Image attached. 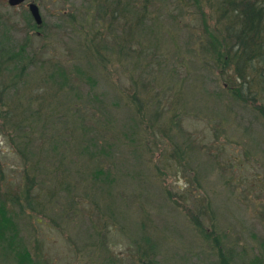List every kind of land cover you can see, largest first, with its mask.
Wrapping results in <instances>:
<instances>
[{
    "label": "rangeland",
    "instance_id": "374dc122",
    "mask_svg": "<svg viewBox=\"0 0 264 264\" xmlns=\"http://www.w3.org/2000/svg\"><path fill=\"white\" fill-rule=\"evenodd\" d=\"M108 1L25 0L12 7L0 0V28H7L15 44L26 42L27 52L36 60L29 65L31 82L38 81V67H46V61L63 66L79 90L80 107L90 108L89 113L96 117L98 128L94 126L91 132L104 135L99 143L105 141L108 152L98 155L108 156L110 174L120 178L110 188L123 186L121 193L113 189L111 199L127 196L125 202L117 200L111 214L108 193L100 196L99 185L86 189L85 195V189L79 187L73 188V202L57 198L60 203L54 208L63 212L56 218L51 216L52 220H37L39 214L25 213L18 220L19 234L31 258L39 254L43 264H143L149 259H140L135 249L148 244L154 248V264H213L216 257L193 226L188 211L205 229L213 228V222L217 231H225L237 242L239 250L245 246L246 259L252 257L259 250L260 238L264 239V134L260 141H254L256 136H244L243 128L249 124V133L260 135L262 126L250 124L248 119L253 121V115L246 112L243 127L230 120L218 123L214 101L200 96L190 83L196 80L217 89L223 82L219 71L210 66L215 55L207 49L205 54L199 52L201 42L208 47L209 41L220 35L215 0H133L136 9L130 15L131 29L125 25L124 31L109 17L113 5ZM27 2L37 6L41 17V26L34 30ZM106 6L111 8L106 10ZM139 8L145 11L149 33L133 26ZM117 35L130 46L124 49V56H112L106 48ZM88 46L97 47L106 61H94ZM108 56L116 61L108 63ZM133 59L136 62L131 67ZM170 85L177 87L167 88ZM132 90L140 101L149 100L142 109L148 118L159 99L168 107L176 96L181 97L186 109L180 116L181 124L195 140L188 160L178 165L168 156L170 144L164 138L141 148L138 132L141 141L136 140L133 148L141 150L128 148L121 117L128 115L130 106L127 104V111L124 107L119 110L110 102L122 105L129 101L127 93ZM90 95L96 98H87ZM10 147L0 135L4 180L17 187L23 183L22 162ZM79 163L80 169L87 168L86 159ZM80 171L71 179L78 180L75 175ZM128 197H132L130 201ZM209 201L212 209L207 213L205 204ZM5 258L8 256L0 252V264H10Z\"/></svg>",
    "mask_w": 264,
    "mask_h": 264
},
{
    "label": "trees",
    "instance_id": "16d2710c",
    "mask_svg": "<svg viewBox=\"0 0 264 264\" xmlns=\"http://www.w3.org/2000/svg\"><path fill=\"white\" fill-rule=\"evenodd\" d=\"M132 1L111 0L108 2L113 8L106 6V10L110 9L109 17L122 31L126 28L125 25L129 28L127 30L131 29L130 15L135 13L136 9ZM214 4L215 21L220 25V35L217 39L210 40L208 47L201 42L199 46L202 50L199 52L205 54L207 49L215 55L214 60L210 61V66L219 71L223 82L217 89L206 87L203 82L198 84L196 80L190 83L202 93L200 96L207 95L214 101L212 108H218L215 112L218 123L230 120L243 127L245 112L252 114L253 121H248L250 124L257 123L262 126L260 135L249 133L252 127L247 124L243 128L244 136L249 138V135H255L254 141H260L261 135L264 134V0H215ZM137 12L140 14L134 20L133 26L144 34L149 33L151 28L145 23L144 9L139 8ZM41 24L34 23L31 29L39 28ZM8 33L7 28H0V135L22 162L20 175L23 183L11 187V184L4 180L0 163V252L8 256V259H5L10 264H43L41 255L37 254L31 258L26 242L19 234L18 220L24 217L25 213L39 214L37 220H50L51 216H60L63 211L54 208L60 203L57 198L73 202V188L83 187L85 195L86 189L99 185L97 190H100V196L103 192L108 193V212L111 214L114 213L117 200L125 202L127 196L121 195L111 199L113 189H116V193H121L124 192L123 186L110 188L116 179L120 178L117 174H110L108 163L106 164L108 156L98 155L108 152L106 142L99 143L104 135L99 133L100 129L96 131L99 134L91 132L94 126L98 128L96 117L89 113L90 108L85 105L80 107L79 90L72 85L63 66L50 60L49 63L46 61V67L36 66L38 81L33 84L29 77L32 67L29 65L35 64L36 60L27 52L26 42L15 44ZM118 37L117 35L112 42H108L106 47L112 56H124V49L130 48L127 42H120ZM87 50L91 51L89 55L95 58L94 61H106L105 57L98 53L97 47L90 49L88 46ZM112 56H108V63L116 61ZM86 62L88 66H93L90 60ZM135 62L133 59L131 67L135 66ZM175 87L177 86L170 85L167 88ZM133 91L127 93L129 101H123L120 103L122 105L117 101L110 102V105L119 110L124 107L127 111V104L130 106L128 115L121 117L124 125L123 131L120 130L130 143L128 148H131V151L141 150L149 142L155 143L158 138H164L170 144L168 156L177 164L182 163L185 158L188 160L194 150L195 140L191 132L186 131L181 124L180 116L186 113L181 97L176 96L168 107L165 100L159 99L157 107H154L152 115L148 118L142 109L149 100L140 101ZM87 98L93 100L96 96L90 95ZM113 98L118 99L117 96ZM185 98L187 100V94ZM163 113H166V116L161 118ZM89 122L94 123L93 126L88 125ZM137 132L142 137L143 145L140 149L138 146L133 148L136 140L141 141ZM152 137H155L153 141L150 140ZM115 140L114 138L112 142ZM200 148L204 147L201 145ZM248 153L246 151L245 155ZM163 155L164 153H160V156ZM82 159L87 160L85 170L80 169L79 162ZM78 170H81L78 176L75 175L78 180L74 181L71 177ZM119 181L122 183V180ZM131 198L128 197L127 200L130 201ZM205 206L208 213L212 204L209 201ZM187 215L209 251L215 255L213 264H264L263 238H260L259 250L246 259L245 246L239 250L237 242L231 240L225 231H217L213 222L214 230L205 229L190 211ZM227 240L230 242H226ZM135 250L140 253V259H149L143 264H154L152 245H137ZM149 254L150 258L147 256Z\"/></svg>",
    "mask_w": 264,
    "mask_h": 264
},
{
    "label": "water",
    "instance_id": "95a60500",
    "mask_svg": "<svg viewBox=\"0 0 264 264\" xmlns=\"http://www.w3.org/2000/svg\"><path fill=\"white\" fill-rule=\"evenodd\" d=\"M5 1L10 6H16V5H19L20 3L24 2L25 0H5ZM26 5H27V11L30 14L33 22L36 25L41 24V17H40L37 6L32 2H28Z\"/></svg>",
    "mask_w": 264,
    "mask_h": 264
}]
</instances>
